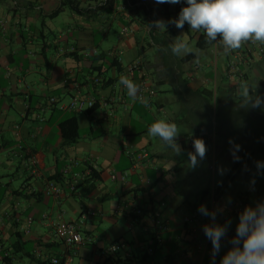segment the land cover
<instances>
[{"label":"crops","instance_id":"0c3cea01","mask_svg":"<svg viewBox=\"0 0 264 264\" xmlns=\"http://www.w3.org/2000/svg\"><path fill=\"white\" fill-rule=\"evenodd\" d=\"M78 1L80 12L64 8L55 15L61 0H0L2 250L12 251L19 232L25 241L34 242V256L42 261L64 258L67 253L73 255V264H102L117 255L141 260L152 246L155 254L149 255L150 264H171L168 255L175 264H197L205 234L201 229L197 239L185 235L188 224L183 223V216L201 206L204 190L209 191L204 199V205L208 204L216 187L189 183L188 152L194 151L190 140L203 138L207 154L216 151L213 108L220 98L221 108L237 110L243 101L237 92L241 80L264 86V45L246 44L224 54L219 43L209 44L203 33L190 31L187 24L183 29L169 24L165 32L157 30L153 22L177 18L186 6L183 0L178 4L143 0L136 6L127 0ZM138 5L142 8L137 12ZM182 33L198 51L176 57L168 45ZM97 55L102 57L95 59ZM114 60L120 70L111 64ZM135 63L138 68L128 74L127 68ZM97 75L104 80L102 84L93 82ZM121 75L132 79L138 89L145 81L155 94L146 95L145 101L129 98L118 83ZM252 90L260 95L255 87ZM76 93L93 95L97 106L91 112L77 113L81 136L63 147L58 124L69 111L57 105L45 107L51 96L65 104ZM161 116L181 128L177 141L181 155L148 135L149 125ZM221 132L225 147H232L230 139H239L238 132L224 127ZM24 155H35L37 166L26 164ZM88 160L97 165L99 173L90 191L84 194L79 188L59 202L46 192L48 182L54 181L57 171H64L66 163L77 162L72 170L78 172ZM21 171L22 182L14 186L11 179L20 177ZM217 196L226 203L222 192ZM75 197L80 205L73 201ZM85 200L89 202L84 204ZM62 202L78 214V220L70 221H82L84 234L94 238L93 244L67 248L56 240L53 223L62 218ZM160 202L165 203L170 230L155 243L149 219L131 217L127 211L135 205L147 211L156 209ZM119 216L125 218L128 231ZM226 219L219 224L224 225ZM93 230L99 231L97 235ZM117 240L125 247L109 254L108 247ZM18 255L12 254L13 261Z\"/></svg>","mask_w":264,"mask_h":264},{"label":"clouds","instance_id":"9594fccd","mask_svg":"<svg viewBox=\"0 0 264 264\" xmlns=\"http://www.w3.org/2000/svg\"><path fill=\"white\" fill-rule=\"evenodd\" d=\"M158 4H178L182 0H155ZM186 6L182 7L178 17L168 21L156 20L157 30L165 32L169 24L177 29H183L185 24L190 31L203 33L206 41L211 44L219 43L224 54L236 52L246 44L264 45V0H183ZM180 36L172 40L168 50L176 57L193 53L194 47ZM126 89L129 98H138V85L129 77L121 75L118 81ZM256 90V86H255ZM237 92L244 103L253 109L264 106V97L253 94L252 86L244 80L238 82ZM148 135L159 139L164 146L170 148L175 155L182 154V147L177 142L181 128L176 122L161 116L156 118L147 129ZM230 153L234 162L241 158L236 155L240 145L229 140ZM194 151L188 152L189 167L195 169L206 158L208 146L203 138L193 139ZM257 174L264 169V161H256ZM221 173L226 169L221 168ZM255 184V179L251 181ZM198 212L209 217L213 223L203 225L205 236L212 243V261L220 252L221 241L227 236L231 221L224 225L216 223L217 215L223 212L222 208L209 210L205 205L198 208ZM232 247L224 254L220 264H264V202L255 207L246 206L239 214V222L235 236L229 240Z\"/></svg>","mask_w":264,"mask_h":264},{"label":"rangeland","instance_id":"374dc122","mask_svg":"<svg viewBox=\"0 0 264 264\" xmlns=\"http://www.w3.org/2000/svg\"><path fill=\"white\" fill-rule=\"evenodd\" d=\"M251 84L252 87L256 86V89L260 94L259 96L264 97V86L259 85V83L257 85L255 80H252ZM219 101L220 98L218 99L217 105L213 108V123L215 125V120L217 121L218 129V134L216 136L217 149L214 153L211 152L210 154H206V158L201 161L199 166L194 170L188 167L190 173L188 178L189 183L194 186L204 185L203 188H212L213 186L219 187L222 184L225 175L234 164V160L230 153V148L225 147L224 144H222L224 137H222L223 134L221 131L224 127L227 131L238 132L241 136L239 135V139L235 142L241 147L236 152V155L240 156L244 151H248L251 153V156L233 182L228 188L222 191V198L227 204H229L233 198H238L239 194H245L247 196L246 206L255 207L257 203L264 202V169L261 170L260 174H257L255 164L256 161H264V120H261V118L264 117V106L253 109L248 107L244 101H242V107L240 106L236 110L231 107L221 108ZM237 102H239V100H237ZM81 131L83 132V130ZM221 168L226 169V171L221 173L219 171ZM22 176L23 172L21 171L20 177L17 176L15 179H11L14 186H19L22 182ZM253 178L255 179L254 185L251 183ZM73 201H75L77 205H80L81 203L77 197L73 198ZM88 202V200H85L84 204H87ZM61 210L63 211V220H78L76 219L78 214L72 211L70 206L64 204V202L61 203ZM229 220L231 221V225L227 236L221 241V249L217 254V264H220L224 254L232 247L229 240L236 234L239 214L228 216L226 221ZM119 222L124 226L126 231H128L123 216H119ZM83 230L84 228L82 229V233L84 234ZM98 232L99 231L93 230L94 235H97ZM127 236L128 238L130 237L129 234ZM33 246L34 242L29 241L25 244V250H32ZM14 263L33 264L31 258L25 256L23 253H20V256L18 255V257L14 258Z\"/></svg>","mask_w":264,"mask_h":264},{"label":"built area","instance_id":"2783aa9c","mask_svg":"<svg viewBox=\"0 0 264 264\" xmlns=\"http://www.w3.org/2000/svg\"><path fill=\"white\" fill-rule=\"evenodd\" d=\"M126 32L127 29L125 28ZM138 68V64L135 63L127 68L128 74H132L133 70ZM233 69V67H232ZM99 82V79L95 80ZM155 94V90L151 88V86L142 81L139 85L138 98L141 101H145L146 95L152 96ZM97 103L96 98L91 94L82 95L80 93L73 94L69 101L65 104H60L59 99L55 96L49 97L47 101V105L45 108H49L52 105H57L60 110L69 111V112H85ZM40 120L43 121L44 118L40 117ZM193 143L192 140H190ZM38 159L35 155H31L27 159V164L30 167H36L38 164ZM78 165L77 162L71 161L66 163L64 167V172L67 174H71L69 189L70 191L75 189V186L78 185L81 181H83L86 177H89L92 174L93 170H97V165L88 160L86 164L83 166L84 168L81 171L73 172V167ZM126 177V172L123 175V178ZM46 192L52 195L57 202H59L60 197L66 195L63 187L54 183L53 181L48 182L46 186ZM247 205V196L242 195L235 202L231 204H226L220 200V198L216 195L215 191L212 192L208 199V204L205 206L211 211L216 210L217 208H222L223 212L217 215L216 223L219 224L221 220L226 219L231 215H238ZM165 203L161 202L159 207L156 209L144 210L140 206H131L128 208L127 213L129 216L134 218H140L146 216L149 219V223L153 228L154 238L156 243H160L162 241V234L170 230L169 219L165 216L164 208ZM200 207V206H199ZM192 209L189 213L183 216V223L188 224V227L185 228V235H189L191 238L197 239L199 232L203 229V225L211 224L213 221L209 217L202 216L198 212V208ZM82 221H65L61 218L53 223L54 228V236L56 240L61 242L67 248H76L79 246L91 245L94 243V238L91 235L82 233ZM122 247H125V243L123 241L117 240L108 247V253H115ZM128 253H131V248L127 247ZM148 254H152L154 251V247L149 246L146 249ZM199 251L201 253L200 259L197 264H211L212 262V243L205 236L199 243ZM7 253H4L2 250V246L0 245V263L2 262L3 256ZM73 255L67 253L64 258L60 257H52L50 262L52 264H73Z\"/></svg>","mask_w":264,"mask_h":264},{"label":"trees","instance_id":"16d2710c","mask_svg":"<svg viewBox=\"0 0 264 264\" xmlns=\"http://www.w3.org/2000/svg\"><path fill=\"white\" fill-rule=\"evenodd\" d=\"M129 2V4L131 6H136L137 4H141L143 0H127ZM141 7V5H138L137 7H135L136 11L138 12L139 8ZM64 8H69L71 10L74 11H79L80 12V8H79V1L78 0H61L60 6L58 7V9H56L54 11L53 14H59V12H61ZM142 8V7H141ZM76 56V55H75ZM101 58L102 55H97L95 57L96 58ZM111 64H116L117 68L120 70L121 66L116 63V60L112 61ZM99 79V82H96L95 80ZM103 79L100 75H97V77L94 78V83L95 85H99L103 83ZM97 106V103L94 105V107H92L91 109L85 111V112H91L93 111ZM76 111L73 112H69V114H67L64 118H62V120L59 122L58 124V128L61 134V138H62V144L61 146L65 147L68 145H72L75 142L78 141V139L80 138L81 134H80V128H79V123H78V116H77ZM31 155H24V161L27 164V159L28 157ZM251 156V153H249L248 151H244L239 157L241 158V160L239 162H234V164L232 165V167L230 168V170L227 172V174L225 175L222 184L219 187L215 188V193L219 194L221 193L224 189L228 188V186L233 182V180L236 178V176L241 172V170L244 168V166L246 165L247 161L249 160ZM60 167V166H57ZM65 167V166H64ZM71 174H66L64 171H57L56 176L52 177L51 180H54L53 182L62 186V182L65 181V186L63 187V190L65 193H69V194H75L76 191L80 188V192H84V194H86L88 191H90V189L93 187V183L92 181H94L95 179H98L99 173L97 170H93L92 174L89 177H86L83 181H81L78 185L75 186V189L70 191L69 189V180ZM66 177L67 181L64 179ZM69 177V178H68ZM60 184H59V183ZM41 194V193H40ZM209 191L208 190H204L202 191L201 194V204L200 205H204V199L206 197H208ZM31 196H36V194H29ZM245 195V194H243ZM242 196V195H241ZM240 196V197H241ZM161 203V202H160ZM159 203V205H160ZM164 203V202H163ZM158 205V207H159ZM206 205V204H205ZM165 209V207H163ZM144 209V208H143ZM145 210V209H144ZM88 235V234H87ZM154 236V234H153ZM153 240L155 241V238H153ZM27 241H25L22 237V235L17 232L16 233V239L14 241V243L11 245L12 247V251H5L4 253H7L6 255L3 256L2 262L1 264H15L13 261V257L12 254H17V253H23L25 256L30 257L31 259L35 260V262L37 264H52L50 262V260H45L42 261L39 258H36L34 256V253L32 250H25V243ZM156 243V242H155ZM109 254H116L115 253H109ZM152 254H155L154 252ZM150 254L147 253V251L145 252V255H143L141 260H137L134 258H121L120 256H110L108 258H106L105 262L102 264H107L108 262L110 264H139V263H146V264H150L151 259H150ZM167 261L171 264H175V260L174 257L172 255H168L166 257Z\"/></svg>","mask_w":264,"mask_h":264}]
</instances>
